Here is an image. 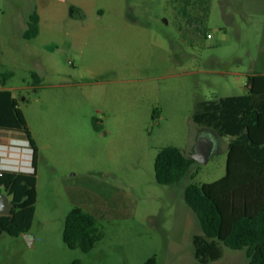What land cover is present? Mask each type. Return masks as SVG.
Listing matches in <instances>:
<instances>
[{"label": "rangeland", "instance_id": "rangeland-1", "mask_svg": "<svg viewBox=\"0 0 264 264\" xmlns=\"http://www.w3.org/2000/svg\"><path fill=\"white\" fill-rule=\"evenodd\" d=\"M34 12L39 33L25 40ZM0 72L12 73L0 89L39 146L30 239L1 234L0 264H199L192 238L202 231L184 189L224 176L230 137L192 114L198 102L245 95L247 76L264 73V0H0ZM13 134L0 131V158L31 173L28 143ZM202 135L214 141L208 162L158 184V151L190 157ZM74 208L102 233L88 253L62 241ZM247 263L222 246L208 264Z\"/></svg>", "mask_w": 264, "mask_h": 264}, {"label": "trees", "instance_id": "trees-1", "mask_svg": "<svg viewBox=\"0 0 264 264\" xmlns=\"http://www.w3.org/2000/svg\"><path fill=\"white\" fill-rule=\"evenodd\" d=\"M75 12L78 10L70 6L69 15ZM38 33L39 15L34 12L22 36L30 40ZM11 76V72H0V86ZM32 78L40 84L35 73ZM246 87L245 95L201 101L193 110L196 125L211 129L218 137H230L224 176L212 183H191L184 189V201L202 231L192 238L199 264L219 260L222 246L244 251L247 264H264V74L248 75ZM0 131L24 135L32 150L33 172L0 171V192L13 204L9 215L0 216V235L19 237L30 231L34 217L38 149L17 100L7 89H0ZM194 163L179 148H161L154 160L155 180L160 185H174ZM101 239L92 215L79 208L67 213L62 241L68 249L88 253ZM146 264H155L154 258Z\"/></svg>", "mask_w": 264, "mask_h": 264}, {"label": "water", "instance_id": "water-1", "mask_svg": "<svg viewBox=\"0 0 264 264\" xmlns=\"http://www.w3.org/2000/svg\"><path fill=\"white\" fill-rule=\"evenodd\" d=\"M214 148V141L206 136H200L194 146V150L191 154V158L198 163L206 164L210 159ZM13 204L0 192V216H6L11 213ZM24 239L29 242L30 235L24 234Z\"/></svg>", "mask_w": 264, "mask_h": 264}, {"label": "crops", "instance_id": "crops-1", "mask_svg": "<svg viewBox=\"0 0 264 264\" xmlns=\"http://www.w3.org/2000/svg\"><path fill=\"white\" fill-rule=\"evenodd\" d=\"M262 74H264V73H262ZM10 139L12 140V141H16V142H18L20 145L22 144V145H25V143H28V141L26 140V138L24 137V135H22V134H17V133H14L13 134V136H11L10 137ZM33 140H34V142H35V144H36V146H37V149L39 148V146H38V143H37V141H36V139L33 137ZM39 150V149H38ZM2 161L0 160V168L2 167ZM28 171H30V169L28 168L27 169Z\"/></svg>", "mask_w": 264, "mask_h": 264}, {"label": "built area", "instance_id": "built-area-1", "mask_svg": "<svg viewBox=\"0 0 264 264\" xmlns=\"http://www.w3.org/2000/svg\"><path fill=\"white\" fill-rule=\"evenodd\" d=\"M24 149L26 148V150H28L29 152H31V159H32V150L29 148V145H28V147L26 146V147H23ZM0 160L1 161H3L4 159L3 158H0ZM10 166L8 165V164H5V163H2V167L0 168V171H2V170H8V171H10L9 168ZM30 167H31V165H30ZM31 170L33 169V168H30Z\"/></svg>", "mask_w": 264, "mask_h": 264}]
</instances>
